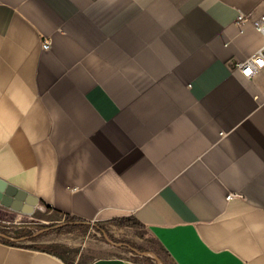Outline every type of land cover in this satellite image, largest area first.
Segmentation results:
<instances>
[{
    "label": "crops",
    "instance_id": "crops-1",
    "mask_svg": "<svg viewBox=\"0 0 264 264\" xmlns=\"http://www.w3.org/2000/svg\"><path fill=\"white\" fill-rule=\"evenodd\" d=\"M262 16L264 0H0V181L51 214L132 217L172 264H264V71L236 68ZM24 245L0 240V264H69Z\"/></svg>",
    "mask_w": 264,
    "mask_h": 264
},
{
    "label": "rangeland",
    "instance_id": "rangeland-1",
    "mask_svg": "<svg viewBox=\"0 0 264 264\" xmlns=\"http://www.w3.org/2000/svg\"><path fill=\"white\" fill-rule=\"evenodd\" d=\"M0 224L27 225L29 231L38 234L36 238L15 239L0 233L18 244L36 245L49 249L69 264H86L104 257L116 256L133 264H172L159 245L150 238L143 227L119 228L106 223H71L65 217L49 213L46 209H36L32 215H22L0 205ZM21 224H13L16 223ZM21 221V222H19ZM38 225H47L43 230ZM9 235L15 231L8 228Z\"/></svg>",
    "mask_w": 264,
    "mask_h": 264
},
{
    "label": "trees",
    "instance_id": "trees-1",
    "mask_svg": "<svg viewBox=\"0 0 264 264\" xmlns=\"http://www.w3.org/2000/svg\"><path fill=\"white\" fill-rule=\"evenodd\" d=\"M66 220L70 221L71 223H76V224H81V223H87L89 224L90 222L84 221L82 219H79L77 217H71L69 215H66L65 217ZM106 223H110L115 225L116 227L119 228H123V227H143V225H141L136 219L132 218V217H126V218H117V219H112L110 221H106V222H96V224L99 225H104ZM47 225H38L37 228L43 230L44 228H47ZM8 228H14L15 231L12 233V235H9L11 233H9ZM30 226L27 225H14L13 227H11V225H6V224H0V233L7 235L8 237H12L15 239H22V238H36L39 235L33 232H29V231H23L26 229H30ZM0 240H3L4 242L8 243V244H16L13 241H9L5 238H0ZM27 248L30 249H34V250H41V251H45L48 253H52V251H50L49 249H44L41 247H38L36 245H24ZM54 254V253H52ZM56 255V254H54ZM59 257V256H58ZM61 258V257H60ZM62 259V258H61ZM64 260V259H62ZM65 261V260H64Z\"/></svg>",
    "mask_w": 264,
    "mask_h": 264
},
{
    "label": "water",
    "instance_id": "water-1",
    "mask_svg": "<svg viewBox=\"0 0 264 264\" xmlns=\"http://www.w3.org/2000/svg\"><path fill=\"white\" fill-rule=\"evenodd\" d=\"M38 200L0 181V205L16 213L32 215Z\"/></svg>",
    "mask_w": 264,
    "mask_h": 264
},
{
    "label": "built area",
    "instance_id": "built-area-1",
    "mask_svg": "<svg viewBox=\"0 0 264 264\" xmlns=\"http://www.w3.org/2000/svg\"><path fill=\"white\" fill-rule=\"evenodd\" d=\"M257 29L264 35V16L257 23ZM50 47L49 41L43 42V48ZM237 70L246 78L256 79L264 71V46L254 56L236 64Z\"/></svg>",
    "mask_w": 264,
    "mask_h": 264
}]
</instances>
